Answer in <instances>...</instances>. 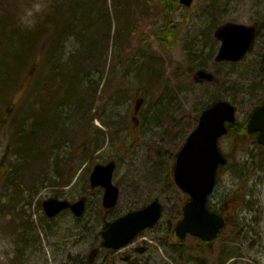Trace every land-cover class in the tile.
Segmentation results:
<instances>
[{"label":"rangeland","instance_id":"rangeland-1","mask_svg":"<svg viewBox=\"0 0 264 264\" xmlns=\"http://www.w3.org/2000/svg\"><path fill=\"white\" fill-rule=\"evenodd\" d=\"M79 2L83 18L71 13L77 31L59 39V22ZM138 4L149 5L136 14ZM58 7L65 18L56 25ZM226 21L256 31L233 65L214 59V29ZM34 34L35 44L21 43ZM200 68L215 73V83L195 82ZM218 94L235 105L240 125L264 100V0H194L171 13L151 0H0V264H88L103 224L153 199L162 204L158 223L90 264H122L129 250L141 264H264V146L254 135L218 140L229 159L209 203L222 208L228 197L229 222L212 245L173 233L185 198L172 179L175 156ZM53 114L59 138L42 131L28 153L24 136ZM110 160L119 198L107 210L89 175ZM82 196L80 218L67 210L50 219L42 209L51 197ZM137 245L145 253L133 251Z\"/></svg>","mask_w":264,"mask_h":264},{"label":"water","instance_id":"water-1","mask_svg":"<svg viewBox=\"0 0 264 264\" xmlns=\"http://www.w3.org/2000/svg\"><path fill=\"white\" fill-rule=\"evenodd\" d=\"M193 0H179L184 6H190ZM221 41L216 61H238L248 51L254 37V29L239 23L227 22L218 26L214 32ZM213 74L198 70L195 81H211ZM235 119V108L228 101H218L202 111L197 126L187 137L176 156L174 181L177 186L189 194L191 199L183 207V217L175 226V234L184 238L187 233L204 241L211 240L223 226L224 220L205 207L206 197L211 192L216 169L225 164L226 159L218 149L217 139L227 132L226 124ZM246 129L248 133L259 131L256 140L264 145V103L251 113ZM114 162L97 164L90 174L91 187L104 188L103 206L113 207L118 198V188L112 184ZM48 217L69 208L79 217L84 211V200L70 203L67 200L49 198L42 203ZM161 215V204L154 200L142 209L128 212L112 221L102 231V246L118 249L126 245L138 232L154 225ZM93 252L91 253V255Z\"/></svg>","mask_w":264,"mask_h":264},{"label":"trees","instance_id":"trees-1","mask_svg":"<svg viewBox=\"0 0 264 264\" xmlns=\"http://www.w3.org/2000/svg\"><path fill=\"white\" fill-rule=\"evenodd\" d=\"M151 1L160 4L165 9V11L169 12V13H171L172 9L181 6L179 4L178 0H151ZM133 2H134V4H137V0H133ZM145 5H149V4H138V5H136L135 8H134V12L136 14H138L139 12H141V10H143V6H145ZM80 7H81V3L79 2L72 9L68 8L67 11H70V12H68L66 14L67 19L63 23L59 22V20L61 21V20H63L65 18L64 14H63L62 17L60 16L62 9L60 7H58L57 13L59 12L60 13L59 15H56L57 13H54V15H53V23L57 25L58 22H59V25H60L59 26V33L57 34L59 36V39L64 37V35L66 33L71 34V33H73V32L75 33L77 31L76 27L74 26V23L72 22V14L71 13L73 12V16H76V15L79 16L80 15V17H82V10L80 9ZM125 7L127 8V11H128V6H125ZM77 10H78L79 13L77 12ZM100 20L101 19L91 18V21H89V22H90V24H93V23H96V22L99 23ZM168 25H167V28L165 30H162V31L159 32V35H161V40H163L164 38H167ZM84 36H87V34H84ZM25 37H26V39H24L23 36H21L20 40H21V43H24L26 46H32L33 44L36 43L35 40L37 39L36 38L37 36L35 34L33 35V37H31L29 35H25ZM82 40H86V38L82 37ZM37 52H43V50L40 49V47H39L37 49ZM18 54L22 55L21 52H18V53L15 54V56L18 55ZM27 55L31 56L32 54L27 53ZM22 57H23V55H22ZM18 66H19V64L17 66H15V68H18ZM72 82H74V81L72 80ZM219 98H222V95H220V94L215 95L213 100H216V99H219ZM207 106H205V107H207ZM56 117L53 114L51 119L40 118L36 123L33 124V127L31 128V134H28V135L24 136V138L22 140L25 143L26 147H27L28 153H29V151H32L34 149L33 148V143L36 142L35 137L38 136V134L40 132H42V131L47 133L48 136L51 135V140L52 141H54L55 139L57 140V138H59V132L61 131L62 128L58 127L59 124H57L58 120H56ZM244 124L245 123H242L241 125L239 124V125L235 126V128L237 129L236 132H238L237 141L239 140L240 141L239 143H241V141L245 138V136H244L245 135V133H244L245 126H244ZM64 131H66L65 128H64ZM236 135H237V133H236ZM38 155L42 156L41 152H39ZM103 226H105V224Z\"/></svg>","mask_w":264,"mask_h":264},{"label":"flooded vegetation","instance_id":"flooded-vegetation-1","mask_svg":"<svg viewBox=\"0 0 264 264\" xmlns=\"http://www.w3.org/2000/svg\"><path fill=\"white\" fill-rule=\"evenodd\" d=\"M138 114V111L135 112V110L133 109L132 110V119L134 122H137V118H136V115ZM228 157H227V164H228ZM226 164V165H227ZM173 171V170H172ZM172 177H173V172H172ZM174 182V181H173ZM91 187V186H90ZM118 187V186H117ZM92 188H101L102 190V194H101V199L103 200V194H104V188L102 187H92ZM118 190H119V187H118ZM227 197V196H226ZM118 198H119V191H118ZM80 199L84 200V205H86V198L85 197H80ZM186 202V201H185ZM185 203L182 204L181 208H180V212H181V217L183 216V207H184ZM223 207L222 208H215L214 206H212V204H210L208 202V204L206 203V207L209 211L211 212H216L219 216H221L224 220V226L229 222V219L226 215V211L228 212L229 211V202H228V197L225 198V200L223 201L222 203ZM180 217V218H181ZM108 221H106L107 223ZM174 230V228H173ZM101 234V233H100ZM175 234V233H174ZM138 234H136L125 246L121 247L120 249L118 250H115V251H120V250H124L126 248H129L130 246H132L134 244V241H135V237L137 236ZM190 235H186V237H189ZM185 237V238H186ZM184 238V239H185ZM102 242V240L100 241ZM207 245L211 246L212 245V242H209V243H206ZM99 247V246H97ZM98 249V248H96ZM146 247L143 246V245H137L134 247L133 251H135L136 253L138 254H142V253H145L146 251ZM121 262L122 264H141L142 262V259H135V256L132 255L131 251L129 250L128 253H124L122 256H121ZM220 262V261H219ZM92 263V262H91ZM111 264H115V261L112 260Z\"/></svg>","mask_w":264,"mask_h":264}]
</instances>
